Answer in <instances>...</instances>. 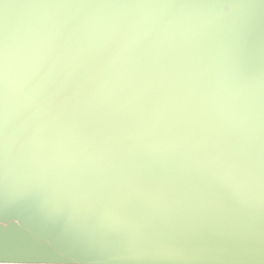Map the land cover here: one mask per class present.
Wrapping results in <instances>:
<instances>
[{"label":"water","instance_id":"obj_1","mask_svg":"<svg viewBox=\"0 0 264 264\" xmlns=\"http://www.w3.org/2000/svg\"><path fill=\"white\" fill-rule=\"evenodd\" d=\"M32 2L0 0V12L4 4ZM210 2L252 6L243 41L235 29L240 13L232 9L36 8L23 10L26 26L10 35V57L21 68L62 47L69 22L83 27L82 37L97 46L125 39L126 30L117 35L113 24L139 22L149 31L129 60L148 53L178 59L201 121L217 134L242 139L259 126L260 101L253 102L238 83L237 62L241 58L249 62L256 76L264 68V0ZM21 11L8 10L13 19ZM164 139L163 131L156 132L141 142V150L163 168L182 167L187 157L167 148ZM65 171L56 166L47 174L70 179L71 173L66 177ZM39 174L36 169L34 175ZM25 178L26 170L20 167L10 173L7 186L0 180V264H264V207L223 168L196 166L185 175L182 190L165 201L130 198L119 181L105 182L89 192L90 199L112 207L114 219L108 226L116 230L121 243L107 251L91 242L105 208L75 205L57 194L53 180ZM129 245L170 254L130 252Z\"/></svg>","mask_w":264,"mask_h":264},{"label":"snow or ice","instance_id":"obj_2","mask_svg":"<svg viewBox=\"0 0 264 264\" xmlns=\"http://www.w3.org/2000/svg\"><path fill=\"white\" fill-rule=\"evenodd\" d=\"M22 10L10 18L8 10ZM251 5L210 0H40L9 5L0 12V180L7 186L10 173L20 167L26 180L55 181L57 194L80 207L101 206L103 219L93 228L91 242L102 251L121 243L112 207L88 193L105 182L119 181L124 195L159 202L184 187L185 175L200 164L223 168L264 207V68L254 75L249 62H237V81L253 102L260 101L258 128L242 139L217 134L203 123L187 89L178 59L151 53L129 60L149 29L139 22L115 23L117 35L126 37L97 46L86 40L83 27L71 22L63 45L21 68L12 62L9 38L26 26L23 10L146 9L238 10L235 29L243 41L251 20ZM163 131V144L183 153L182 167L163 168L141 150V142ZM65 168L70 179L49 177L48 170ZM36 169L40 174L34 175ZM151 190H146V189ZM90 222H93L89 218ZM139 232V229H136ZM130 252L170 254L126 246Z\"/></svg>","mask_w":264,"mask_h":264}]
</instances>
